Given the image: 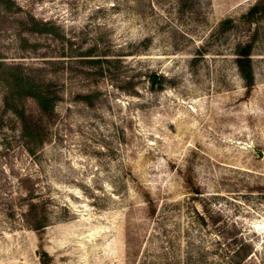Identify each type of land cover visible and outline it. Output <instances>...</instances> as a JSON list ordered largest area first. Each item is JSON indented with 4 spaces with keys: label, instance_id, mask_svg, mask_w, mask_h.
<instances>
[{
    "label": "rangeland",
    "instance_id": "obj_1",
    "mask_svg": "<svg viewBox=\"0 0 264 264\" xmlns=\"http://www.w3.org/2000/svg\"><path fill=\"white\" fill-rule=\"evenodd\" d=\"M253 2L0 0V264H264V14L241 19ZM247 40L249 91L235 64ZM86 57L106 58L103 76L83 73ZM20 71L61 90L36 148L4 105Z\"/></svg>",
    "mask_w": 264,
    "mask_h": 264
},
{
    "label": "trees",
    "instance_id": "obj_2",
    "mask_svg": "<svg viewBox=\"0 0 264 264\" xmlns=\"http://www.w3.org/2000/svg\"><path fill=\"white\" fill-rule=\"evenodd\" d=\"M264 14V0H254L248 10L242 14L243 23L249 27L257 16ZM229 20H225V23ZM41 22V23H40ZM40 31H44L46 22L39 21ZM252 40H247L239 44L236 51L235 64L244 86L249 91L254 85V74L251 63ZM90 56V54H87ZM81 62L85 67V73L95 79L97 76H103L106 70L104 63L106 58H82ZM132 81V80H131ZM131 83V82H130ZM6 94L4 96V105L19 118L21 122L22 136L29 146L39 147L47 139L48 129L46 123L54 118V106L61 99V90L59 86L50 78L34 79L26 76L23 72L13 73L5 80ZM159 88L161 85L159 84ZM77 98L91 104L92 93L77 94ZM29 99L35 104V114L28 112L22 101ZM32 150V148H28ZM29 195V194H28ZM30 197V195H29ZM29 226L40 231L44 227L43 218L38 216V206L34 202H29L27 214H25ZM42 264H46V255L42 254Z\"/></svg>",
    "mask_w": 264,
    "mask_h": 264
},
{
    "label": "water",
    "instance_id": "obj_3",
    "mask_svg": "<svg viewBox=\"0 0 264 264\" xmlns=\"http://www.w3.org/2000/svg\"><path fill=\"white\" fill-rule=\"evenodd\" d=\"M159 79V75L157 73H154L151 77V87H155L157 80ZM253 151L255 152V154L259 157L263 156V152L255 147H252Z\"/></svg>",
    "mask_w": 264,
    "mask_h": 264
}]
</instances>
